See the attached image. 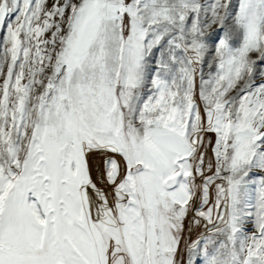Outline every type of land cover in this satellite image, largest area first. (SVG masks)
Listing matches in <instances>:
<instances>
[{"label": "snow or ice", "instance_id": "1", "mask_svg": "<svg viewBox=\"0 0 264 264\" xmlns=\"http://www.w3.org/2000/svg\"><path fill=\"white\" fill-rule=\"evenodd\" d=\"M0 29V264H264V0H0Z\"/></svg>", "mask_w": 264, "mask_h": 264}, {"label": "rangeland", "instance_id": "2", "mask_svg": "<svg viewBox=\"0 0 264 264\" xmlns=\"http://www.w3.org/2000/svg\"><path fill=\"white\" fill-rule=\"evenodd\" d=\"M5 31V29H0V36L3 35V32ZM205 71H207V69H205Z\"/></svg>", "mask_w": 264, "mask_h": 264}]
</instances>
